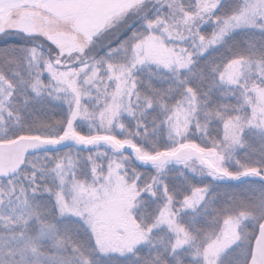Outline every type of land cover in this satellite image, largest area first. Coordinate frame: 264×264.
Instances as JSON below:
<instances>
[{
  "label": "snow or ice",
  "instance_id": "snow-or-ice-1",
  "mask_svg": "<svg viewBox=\"0 0 264 264\" xmlns=\"http://www.w3.org/2000/svg\"><path fill=\"white\" fill-rule=\"evenodd\" d=\"M0 264H264V0H0Z\"/></svg>",
  "mask_w": 264,
  "mask_h": 264
}]
</instances>
